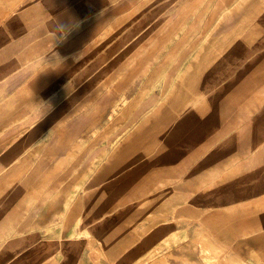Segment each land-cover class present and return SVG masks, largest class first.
Here are the masks:
<instances>
[{
    "label": "rangeland",
    "instance_id": "1",
    "mask_svg": "<svg viewBox=\"0 0 264 264\" xmlns=\"http://www.w3.org/2000/svg\"><path fill=\"white\" fill-rule=\"evenodd\" d=\"M0 264H264V0H0Z\"/></svg>",
    "mask_w": 264,
    "mask_h": 264
},
{
    "label": "crops",
    "instance_id": "2",
    "mask_svg": "<svg viewBox=\"0 0 264 264\" xmlns=\"http://www.w3.org/2000/svg\"><path fill=\"white\" fill-rule=\"evenodd\" d=\"M183 192L185 194V191H182V193ZM217 216H218L217 212H215V210H213L207 216L206 219L209 222H214L216 220V217ZM242 229H243V223L242 222H239V223H235L234 225L228 226L227 232L231 235V239H235L236 242H239L240 240H238L239 238L237 236H238V234H240V232L242 231ZM168 234H169V236L165 240H169L170 238L176 240L177 237H178V232H175V231H172V230ZM242 243H244V244H242L243 251H248V248L249 247L256 246V244H255L256 242L252 241L251 239L247 240L246 242H242Z\"/></svg>",
    "mask_w": 264,
    "mask_h": 264
}]
</instances>
